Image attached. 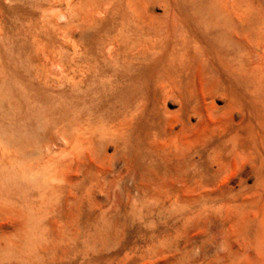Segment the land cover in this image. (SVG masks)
<instances>
[{
    "label": "rangeland",
    "instance_id": "1",
    "mask_svg": "<svg viewBox=\"0 0 264 264\" xmlns=\"http://www.w3.org/2000/svg\"><path fill=\"white\" fill-rule=\"evenodd\" d=\"M263 7L0 0V240L31 216L38 264H264Z\"/></svg>",
    "mask_w": 264,
    "mask_h": 264
},
{
    "label": "clouds",
    "instance_id": "2",
    "mask_svg": "<svg viewBox=\"0 0 264 264\" xmlns=\"http://www.w3.org/2000/svg\"><path fill=\"white\" fill-rule=\"evenodd\" d=\"M19 179L35 182L39 177L38 172L30 175L23 174V165ZM47 243L44 229L40 222L28 217L23 230L0 240V264H38L40 259L38 251Z\"/></svg>",
    "mask_w": 264,
    "mask_h": 264
},
{
    "label": "bare ground",
    "instance_id": "3",
    "mask_svg": "<svg viewBox=\"0 0 264 264\" xmlns=\"http://www.w3.org/2000/svg\"><path fill=\"white\" fill-rule=\"evenodd\" d=\"M7 1H8V0H7ZM51 1H52V0H51ZM59 1H60V0H59ZM80 1H81V0H80ZM66 2H67V1H65V3H66ZM68 2H69V1H68ZM68 2H67V3H68ZM219 2H220V1H219ZM258 2H259V1H258ZM15 3H16V2H15ZM62 3H63V2H62ZM70 3H71V2H70ZM154 3H156V2H154ZM78 4H79V3H78ZM220 4H221V3H220ZM55 5H56V4H55ZM81 5H82V4H80V6H81ZM217 5H219L218 2H217ZM261 5H262V4H261ZM261 5H260V6H261ZM65 6H66V5H65ZM76 6H77V5H76ZM251 6H252V4H251ZM254 6H256V5L254 4ZM54 7H55V6H54ZM81 7H82V6H81ZM32 8H33V7H32ZM35 8H36V7H35ZM40 8H41V7H40ZM40 8H39V10L41 11ZM56 8H57V7H56ZM60 8H61V7H60ZM263 8H264V7H263ZM44 9H45V8H44ZM57 9H58V8H57ZM37 10H38V9H37ZM63 10H64V9H63ZM216 10H217V9H216ZM218 10H219V9H218ZM43 11H44V10H42V12H43ZM56 11H57V10H56ZM65 11H66V10H65ZM70 11H71V10H70ZM216 12H217V11H216ZM243 12H244V11H243ZM260 12H261V11H260ZM50 13H51V12H50ZM59 15H60V14H59ZM159 15H160V14H159ZM60 16H61V15H60ZM212 16H213V15H212ZM256 16H257V15H256ZM58 17H59V16H58ZM73 17H74V16H73ZM73 17H72V18H73ZM75 18H76V17H75ZM62 19H63V18H62ZM81 19H82V18H81ZM151 20H152V19H151ZM60 21H61V20H60ZM72 21H73V20H72ZM260 21H261V20H260ZM211 22H212V21H211ZM216 22H217V21H216ZM232 22H233V21H232ZM57 23H58V22H57ZM65 23H68V22H65ZM72 24L74 25V23H72ZM83 24H85V23H83ZM260 24H261V23H260ZM260 24H259V25H260ZM77 25H78V24H77ZM227 25H228V24H227ZM229 25H230V24H229ZM259 25H258V26H259ZM210 26H211V25H210ZM222 26H224V25H222ZM233 26H234V25H233ZM261 26H262V24H261L259 27H261ZM220 27H221V26H220ZM220 27H219V28H220ZM231 27H232V26H231ZM235 27H236V26H235ZM237 27H238V26H237ZM211 28H212V27H211ZM253 28H254V27H253ZM212 29H213V28H212ZM254 29H255V28H254ZM220 30H221V28H220ZM229 30H230V26H229ZM259 30H260V29H259ZM58 31H59V30H58ZM217 31H218V30H217ZM234 31H235V29H234ZM223 32H224V31H223ZM230 32H231V31H230ZM255 32H256V31H255ZM234 33H235V32H234ZM236 33H237V32H236ZM65 34H66V33H65ZM212 34H213V33H212ZM231 34H232V33H231ZM261 34H262V33H261ZM251 35H252V34H251ZM235 36H236V35H235ZM235 36H233V37H231V38L234 39ZM211 37H212V36H211ZM236 37H237V36H236ZM61 38H62V37H61ZM149 38H150V37H149ZM212 39H213V38H212ZM232 39H231V40H232ZM235 39H239L241 42L247 44V38L244 37V36H239V38H235ZM259 39H260V38H259ZM67 40H68V38H67ZM235 41H236V40H235ZM250 41H251V40H250ZM73 43H74V42H73ZM259 43H260V42H259ZM71 44H72V43H71ZM190 44H192V43L190 42ZM260 44H261V43H260ZM260 44H259V45H260ZM234 45H235V44H234ZM73 46H74V45H73ZM246 46H247V45H246ZM252 46H253V45H252ZM254 46H256V45H254ZM75 47H76V45H75ZM112 47H113V46H112ZM59 49H60V48H59ZM180 49H181V48H180ZM249 49H250V48H249ZM251 49H252V48H251ZM63 50H64V49H63ZM254 50H255V49H253V52H254ZM78 52H79V51H78ZM112 52H113V51H112ZM128 52H129V51H128ZM234 52H235V50H234ZM236 52H237V50H236ZM248 52H250V50H249ZM74 53H75V52H74ZM124 53H127V52H124ZM239 53H240V52H239ZM245 53H246V52H245ZM57 54H58V53H57ZM78 54H79V53H78ZM250 54H253V53H250ZM198 55H199V54H198ZM240 55H241V54H240ZM243 55H244V54H243ZM112 56H113V55H112ZM199 56H202V55H199ZM199 56H198V57H199ZM220 56H221V55H220ZM252 56H253V55H252ZM46 57H47V56H46ZM55 57H56V56H55ZM240 57H241V56H240ZM243 57H245V55H244ZM47 58H48V57H47ZM233 58H235V57H233ZM251 58H252V57H251ZM48 59H49V58H48ZM64 59H65V58H64ZM108 59H109V57H108ZM229 59H230V58H229ZM66 60H67V59H66ZM237 60H238V59H237ZM249 60H250V59H249ZM6 61L8 62V60H6ZM184 61H185V60H184ZM225 61H226V60H225ZM198 62H199V61H198ZM235 62H236V61H234V63H235ZM246 62H247V61H246ZM52 63H53V62H52ZM239 63H240V62H239ZM253 63H254V62H253ZM235 64H236V63H235ZM235 64H234V65H235ZM254 64H255V63H254ZM251 65H252V63H251ZM255 65H256V64H255ZM84 66H85V65H84ZM46 67H47V66H46ZM78 67H79V66H78ZM233 67H234V66H233ZM243 67H244V66H243ZM254 68H255V67H254ZM87 69H88V68H87ZM244 69H247V68L244 67ZM255 69H256V68H255ZM56 70H57V69H56ZM80 70H81V69H80ZM207 70H208V69H207ZM248 70H249V68H248ZM260 70H261V69H260ZM139 71H140V70H139ZM243 71H244V70H243ZM257 71H258V70H256V72H257ZM72 72H74V71H72ZM90 72H92V71H90ZM246 72H248V71H246ZM256 72H255V74L258 75ZM260 72H262V71H260ZM7 73H8V72H7ZM57 73H58V72H57ZM253 73H254V72H253ZM46 74H47V73H46ZM83 74H84V73H83ZM92 74H93V73H92ZM208 75H209V74H208ZM5 76H6V75H5ZM7 76H8V75H7ZM7 76H6V77H7ZM94 76H95V75H94ZM94 76H93V77H94ZM59 77H60V76H59ZM59 77H58V78H59ZM70 77H71V76H70ZM262 77H263V76H262ZM53 78H54V77H53ZM112 78H113V77H112ZM213 78H214V77H213ZM215 78H216V75H215ZM258 78H259V77H257L256 80H257ZM58 80H59V79H58ZM70 80H71V79H70ZM79 80H80V79H79ZM259 80H260V79H259ZM259 80H258V81H259ZM210 81H211V80H210ZM42 82H43V81H42ZM78 82H79V81H78ZM256 82H257V81H256ZM256 82H254V84H255ZM251 83H252V82H251ZM262 83L264 84V82H262ZM61 84H62V83H61ZM76 84H77V83H76ZM256 84H257V83H256ZM260 84H261V82H260ZM95 85H96V84H95ZM111 86H112V84H111ZM260 87H261V86H260ZM68 88H69V87H68ZM79 88H80V87H79ZM88 88H89V87H88ZM95 88H96V87H95ZM250 88H251V87H250ZM250 88H249V89H250ZM252 88H253V87H252ZM252 88H251V89H252ZM96 89H98V87H97ZM112 89H113V87H112ZM251 89H250V90H251ZM51 90H52V89H51ZM81 90H82V89H81ZM254 90H255V89H254ZM257 90H258V89H257ZM263 90H264V89H263ZM49 91H50V90H49ZM52 91H53V90H52ZM251 91H252V90H251ZM261 91H262V90H261ZM72 92H73V91H72ZM100 92H101V91H100ZM257 92H258V91H257ZM51 93H52V92H51ZM261 93H262V92H261ZM55 95H56V94H55ZM101 95H102V94H101ZM68 97H69V96H68ZM70 98H71V97H70ZM72 98H73V97H72ZM56 99H57V98H56ZM74 99H75V97H74ZM96 100H97V99H96ZM103 100H104V99H103ZM105 100H106V99H105ZM105 100H104V101H105ZM13 101H14V100H13ZM6 102H7V101H6ZM11 102H12V99H11ZM95 102H96V101H95ZM99 102H100V101H99ZM14 103H15V102H14ZM16 103H17V102H16ZM10 104H11V103H10ZM12 104H13V103H12ZM14 106H15V104H14ZM18 107H20V106H18ZM59 107H60V106H59ZM9 109H10V108H9ZM26 109H28V108L26 107ZM52 109L54 110L55 108H52ZM17 110H18V109H17ZM23 110H24V109H23ZM28 110H29V109H28ZM43 110H45V109H43ZM66 110H67V109H66ZM119 110H120V109H119ZM119 110H118V111H119ZM18 112H19V110H18ZM21 112H22V111H21ZM21 112H20V113H21ZM43 112H44V111H43ZM89 112H90V111H88V113H89ZM119 112H120V111H119ZM180 112H181V111H179L178 113H176L175 116H178ZM28 113L30 114L29 111H28ZM54 113H55V112H54ZM90 113H91V112H90ZM22 114H23V113H22ZM29 114H28V115H29ZM47 114H48V113H47ZM68 114H70V113H68ZM75 114H76V113H75ZM119 114H120V113H119ZM119 114H118V115H119ZM17 115H18V114H17ZM48 115H49V114H48ZM73 115H74V114H73ZM80 115H81V114H80ZM23 116H24V115H23ZM35 116H36V115H35ZM51 116H52V115H51ZM70 116H71V115H70ZM83 116H85V115H83ZM24 117H25V116H24ZM26 117H27V116H26ZM38 117H39V115H38ZM40 117H41V116H40ZM42 117H43V116H42ZM65 117H66V116H65ZM67 117H68V116H67ZM21 118H22V117H21ZM31 118H32V117H31ZM36 118H37V117H36ZM36 118H35V120H39L38 118H37V119H36ZM51 118H53V117H51ZM73 118H74V117H73ZM79 118H80V117H79ZM88 118H89V117H88ZM96 118H97V116H96ZM117 118H118V117H117ZM17 119H18V117H17ZM84 119H85V118H84ZM31 120H32V119H31ZM82 120H83V119H82ZM97 120H98V119H97ZM21 121H23V120H21ZM29 121H30V119H29ZM40 121H41V119H40ZM42 121H43V120H42ZM23 122H24V121H23ZM43 122H44V121H43ZM59 122H60V121H59ZM78 122H79V121H78ZM91 122H93V121H91ZM120 122H121V121H120ZM17 123H20V122H17ZM35 123H36V121H35ZM96 123H97V122H96ZM98 123H99V122H98ZM166 123H167V122H166ZM166 123H165V124H166ZM22 124H23V123H22ZM46 124H47V123H46ZM46 124H45V125H46ZM85 124H87V123H85ZM85 124H84V125H85ZM99 124H100V123H99ZM24 125H25V124H24ZM36 125H37V124H36ZM40 125H41V124H40ZM42 125H43V123H42ZM52 125H53V124H52ZM52 125H50V126H52ZM123 125H124V124H123ZM20 126H21V123H20ZM43 126H44V125H43ZM46 126H47V125H46ZM61 126H62V125H61ZM61 126H59V127H61ZM88 126H89V125H88ZM97 126H98V125H97ZM24 127H25V126H24ZM52 127H53V126H52ZM59 127H58V128H59ZM34 128H35V127H34ZM42 128H44V127H42ZM46 128H47V127H46ZM78 128H79V127H78ZM99 128H100V127H99ZM124 128H125V127H124ZM38 129H39V128H38ZM47 129H48V128H47ZM65 129H66V128H65ZM65 129H64V130H65ZM90 129L93 131V128H92V127H91ZM107 129H108V128H107ZM31 130H32V129H31ZM44 130H46V129H44ZM59 130H60V128H59ZM59 130L57 129V131H59ZM64 130H63V132H64ZM81 130H82V129H81ZM87 130H88V129H87ZM105 130H106V129H105ZM24 131H25V130H24ZM36 131H37V129H36ZM38 131H39V130H38ZM49 131H50V130H49ZM57 131H56V132H57ZM66 131H67V130H66ZM97 131H98V130H97ZM47 132H48V130H47ZM54 132H55V131H54ZM76 132H77V131H76ZM82 132H83V130H82ZM39 133H40V132H39ZM58 133H59V132H58ZM87 133H88V131H87ZM104 133H105V132H103V134H104ZM109 133H110V132H109ZM10 134H12V133H10ZM52 134H53V133H52ZM54 134H55V133H54ZM54 134H53V135H54ZM59 134H60V133H59ZM61 134H62V132H61ZM69 134H70V133H69ZM88 134H89V133H88ZM103 134H102V135H103ZM37 135H38V133H37ZM50 135H51V134H50ZM77 135H79V134H77ZM77 135H76V136H77ZM80 135H81V134H80ZM89 135H91V134H89ZM0 136H1V135H0ZM2 136H3V135H2ZM25 136H26V135H25ZM106 136H107V135H106ZM106 136H105V137H106ZM23 137H24V136H23ZM40 137H41V136H40ZM40 137H39V138H40ZM80 137H82V136H80ZM35 138H36V137H35ZM41 138H42V137H41ZM84 138H85V137H84ZM87 138H88V137H87ZM100 138H101V137H100ZM100 138H98V140H99ZM103 138H104V137H103ZM56 139H57V138H56ZM69 139H70V138H69ZM81 139H82V138H81ZM90 139H91V138H90ZM101 139H102V138H101ZM104 139H105V138H104ZM110 139H111V138H110ZM27 140H28V139H27ZM33 140H34V138H33ZM48 140L50 141V137H49ZM51 140H52V139H51ZM59 140H60V138H59ZM59 140H58V141H59ZM91 140H93V139H91ZM98 140H97V141H98ZM105 140H106V139H105ZM41 141H42V140H41ZM41 141H40V142H41ZM46 141H47V140H46ZM84 141H85V140H84ZM111 141H112V140H111ZM115 141H116V140H115ZM59 142H60V141H59ZM88 142H89V141H88ZM101 142H102V140H101ZM118 142H119V141H118ZM43 143H44V142H43ZM46 143H47V142H46ZM70 143H71V142H70ZM70 143H69V144H70ZM78 143H79V142H78ZM114 143H115V142H114ZM116 143H117V142H116ZM47 144H48V143H47ZM80 144H81V143H80ZM45 145H46V144H45ZM45 145H43V146H45ZM60 145H61V144H60ZM70 145H71V144H70ZM24 146H25V145H24ZM35 146H36V145H35ZM50 146H51V145H50ZM50 146H49V147H50ZM53 146H54V145H53ZM57 146H58V145H57ZM57 146H56V147H57ZM151 146H152V145H151ZM58 147H59V146H58ZM89 147H90V146H89ZM94 147H96V146H94ZM41 148H42V147H41ZM41 148H39V149H41ZM53 148H54V147H53ZM107 148H108V147H106V149H107ZM121 148H122V146H121ZM54 149H56V148H54ZM64 149H65V148H64ZM114 149H115V148H114ZM116 149H117V148H116ZM45 150H46V149H45ZM50 150H51V149H50ZM60 150H61V149H60ZM41 151H42V150H41ZM122 151H123V150H122ZM46 152H47V150H46ZM52 152H53V150H52ZM108 152H109V151H108ZM128 152H129V151H128ZM164 152L166 153L165 155H171V156H174V152H173V151H164ZM56 153H57V152H55V154H56ZM130 153H131V152H130ZM44 154H45V153H44ZM51 154H53V153H51ZM131 154H132V153H131ZM195 155H198V153L192 155L191 157H193V156H195ZM27 156H28V155H27ZM45 156H46V155H45ZM117 156H118V155H117ZM125 156H126V155H125ZM125 156H124V157H125ZM129 156L131 157V155H129ZM34 157H35V156H34ZM56 157H57V155L55 156V158H56ZM112 157H113V156H112ZM118 158H119V157H118ZM14 159H16V158H14ZM119 159H120V158H119ZM8 160H9V159H8ZM126 160H127V159H126ZM201 160H202V159H201ZM21 161H22V160H21ZM198 161H199V160H198ZM198 161H197V162H198ZM91 162H92V161H91ZM123 162H124V161H123ZM200 162H201V161H200ZM116 163H117V162H116ZM118 164H119V163H118ZM120 164H121V163H120ZM125 164H126V163H125ZM44 165H45V164H44ZM51 165H52V164H51ZM80 165H81V164H80ZM173 165H175V164H173ZM48 166H49V165H48ZM181 166H182V165H181ZM192 167H193V166H192ZM53 168H54V167H53ZM58 169H60V168H58ZM58 169H57V170H58ZM130 169H131V168H130ZM195 170H196V169H195ZM45 171H46V170H45ZM60 171H61V170H60ZM105 171H106V170H105ZM197 171H198V170H197ZM41 172H42V171H41ZM94 172H95V171H94ZM195 172H196V171H195ZM199 172H200V171H199ZM38 173H39V172H38ZM61 173H62V172H61ZM88 173H89V172H88ZM88 173H87V174H88ZM196 173H197V172H196ZM192 174H193V173H192ZM114 175H115V174H114ZM40 176H41V175H40ZM105 177H106V176H105ZM110 177H111V176H110ZM114 177H115V176H114ZM65 178H66V177H65ZM106 179H107V178H106ZM100 182H101V181H100ZM66 183H67V182H66ZM108 183H109V182H108ZM108 183H107V184H108ZM67 184H68V183H67ZM27 186H29V185H27ZM114 187H115V186H114ZM87 188H88V187H87ZM85 189H86V188H85ZM69 190H70V189H69ZM108 190H109V189H108ZM109 191H110V190H109ZM69 192H70V191H69ZM105 192H106V191H105ZM85 193H86V192H85ZM106 194H107V193H106ZM109 194H110V193H109ZM112 194H113V193H112ZM109 197H110V195H109ZM13 198H14V197H13ZM24 198H25V197H24ZM109 199H110V198H109ZM95 200H96V199H95ZM63 201H64V200H63ZM91 201H92V200H91ZM126 201H127V200H126ZM92 202L95 203V201H92ZM97 202H98V201H97ZM101 203H102V202H101ZM2 204H3V203H2ZM87 204H88V203H87ZM97 204H99V203H97ZM106 204H107V203H106ZM97 206H98V205H97ZM102 206H103V205H102ZM107 206H108V205H107ZM6 207H7V206H6ZM64 207H65V206H64ZM92 207H93V206H92ZM98 207H100V206H98ZM108 207H109V206H108ZM79 208H80V207H79ZM95 208H96V205H95V207H94V210H93L92 208H90V209H92L93 211H95ZM100 208H101V207H100ZM109 208H110V207H109ZM62 209H63V208H62ZM5 210H6V209H5ZM8 210H9V209H8ZM15 210H16V209H15ZM59 210H60V209H59ZM63 210H64V209H63ZM13 211H14V210H13ZM48 211H49V210H48ZM64 211H65V210H64ZM80 211H81V210H80ZM172 211H173V210H172ZM10 212H11V211H10ZM14 213H15V212H14ZM17 213H18V211H17ZM81 214H82V212H81ZM93 214H94V213H93ZM98 214H99V213H98ZM171 214H172V213H171ZM182 214H183V213H182ZM90 216H91V215H90ZM82 217H83V216H82ZM137 217H138V216H137ZM176 217H177V216H176ZM123 218H124V217H123ZM125 218H126V217H125ZM93 220H94V219H93ZM125 224L127 225V223H125ZM140 224H141V223H140ZM142 224H143V223H142ZM106 226H107V225H106ZM153 226H154V225H152V227H153ZM96 228H97V227H96ZM98 228H99V227H98ZM128 228H129V227H128ZM128 228H127V229H128ZM97 233H98V232H97Z\"/></svg>",
    "mask_w": 264,
    "mask_h": 264
}]
</instances>
